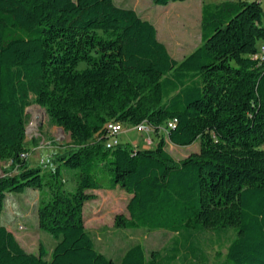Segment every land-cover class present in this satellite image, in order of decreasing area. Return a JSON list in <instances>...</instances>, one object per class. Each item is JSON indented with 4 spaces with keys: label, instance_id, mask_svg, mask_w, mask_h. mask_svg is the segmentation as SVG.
<instances>
[{
    "label": "trees",
    "instance_id": "obj_1",
    "mask_svg": "<svg viewBox=\"0 0 264 264\" xmlns=\"http://www.w3.org/2000/svg\"><path fill=\"white\" fill-rule=\"evenodd\" d=\"M263 18L259 0L204 4L201 44L178 62L149 21L113 0H0V215L7 194L35 190L39 227L56 241L49 260L42 244L27 253L0 222V264H171L196 254L193 234L230 227L225 264H264ZM31 101L69 137L44 167L27 159ZM109 123L144 124L153 147L106 149ZM166 139L198 141L199 152L176 162ZM117 188L129 200L116 226L180 236L173 255L147 259L135 245L115 261L95 248L88 192Z\"/></svg>",
    "mask_w": 264,
    "mask_h": 264
},
{
    "label": "rangeland",
    "instance_id": "obj_2",
    "mask_svg": "<svg viewBox=\"0 0 264 264\" xmlns=\"http://www.w3.org/2000/svg\"><path fill=\"white\" fill-rule=\"evenodd\" d=\"M222 1L227 0H186L167 6H155L151 0H113L117 7L132 9L140 18L149 21L157 31L158 41L164 44L169 55L178 62L201 44L202 6L220 4ZM25 118L28 162L33 167H44L52 155L62 152V147L69 142V137L60 128L53 126L44 110L33 101L25 109ZM145 137L142 131L127 128L115 139L120 145H138L143 149ZM166 142L165 149L176 162L199 152L198 141L187 147L174 146L167 139ZM7 167L8 164L0 162V177L4 175ZM64 180L65 188L73 189L71 176L65 175ZM88 193L93 199L87 201L83 208L85 229L95 248L106 257L118 261L135 245L144 248L147 259L151 258L152 253L165 257L173 255L170 249L175 240L183 245L180 236L165 231L127 230L117 227L115 218L118 215L127 217L126 206L129 200V195L119 188ZM38 211L37 191L26 189L22 194L9 193L4 199L0 222L15 235L16 241L25 252L37 254L38 247L42 244L49 260L56 241L40 229ZM234 235V229L231 227L220 232L208 230L193 234L190 241L191 246L198 250L196 254L193 256L181 251L171 264H225L227 248ZM185 245L189 248V245Z\"/></svg>",
    "mask_w": 264,
    "mask_h": 264
},
{
    "label": "built area",
    "instance_id": "obj_3",
    "mask_svg": "<svg viewBox=\"0 0 264 264\" xmlns=\"http://www.w3.org/2000/svg\"><path fill=\"white\" fill-rule=\"evenodd\" d=\"M254 59L257 61H264V41L259 45L258 50L256 55L254 56ZM176 121L169 122L165 128L160 129L161 133L166 136L167 129H172L175 125ZM107 131H108V136L109 140L106 143V149H113L118 145V142L116 141V137L123 133L127 128H125L121 124H114V123H109L106 126ZM132 129H137L138 131L142 132H151L144 124L137 126ZM143 144L145 145V148H150L153 146V141L152 139L146 138L143 141ZM21 229V228H20Z\"/></svg>",
    "mask_w": 264,
    "mask_h": 264
},
{
    "label": "crops",
    "instance_id": "obj_4",
    "mask_svg": "<svg viewBox=\"0 0 264 264\" xmlns=\"http://www.w3.org/2000/svg\"><path fill=\"white\" fill-rule=\"evenodd\" d=\"M227 1H236V0H227ZM245 1H253V0H245ZM222 2H224V1H222ZM259 2H260V4H261V7H262V11H263V14H264V0H259ZM262 26L264 27V18H263V20H262ZM143 133H145V139L146 138H151V132H143ZM133 146H138V145H133ZM10 233H12V232H10ZM13 234V233H12ZM171 234V233H170ZM13 236L15 237V235L13 234ZM16 239V238H15ZM116 261V260H115Z\"/></svg>",
    "mask_w": 264,
    "mask_h": 264
}]
</instances>
